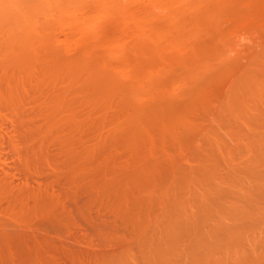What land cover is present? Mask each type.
<instances>
[{
	"label": "bare ground",
	"instance_id": "bare-ground-1",
	"mask_svg": "<svg viewBox=\"0 0 264 264\" xmlns=\"http://www.w3.org/2000/svg\"><path fill=\"white\" fill-rule=\"evenodd\" d=\"M86 1L87 0H82V1L81 0H0V104L1 103H6L7 105L9 104V106H7V108H6V110H8V111L4 112V110H3V112H1L2 110L0 109L1 110L0 114H2V115H0V119L5 120V118H6L5 122H4V120H2V121L0 120V123L1 122L5 123V124L4 123L0 124V169H2L0 171H3V172H0L1 174L3 173V175H0V195L3 193L5 195V191H7V190H8L6 192L7 196L9 193H12V195L11 196L9 195V197H8L10 199V200H8V202H10L12 200H14L15 202L12 201V202L8 203L6 205V207L4 208L3 213L4 214L6 213L7 215L12 216L13 219H18V217L21 214H23V212L25 210L24 205L26 204L25 199L27 197L29 198L30 194L36 193L38 195V196L36 195L37 197H35V195L34 196L32 195L34 198H36V202H37V199L42 200L41 197L43 198V200H45L44 198H46V195L49 196L50 194H53L52 193L53 190L50 193V190L52 187L49 188L50 186L48 185V183L46 186H49L48 188L50 190L45 189L43 187L44 184L41 185L42 187H40V184H38V186H37L38 189H37L36 184H35V186L34 185L31 186V184H29V181H31V180L29 179V177H27L30 174L29 172H28L29 174H27V171H29V169L31 168L32 165H33L32 167L35 170L34 172L38 173L41 169L40 166H43V165H41L42 162L44 160H46L47 158L51 159V158H49L50 153H48L49 146H51L50 144H53V146H55L56 148H59L63 152V159H62L61 163L64 166L62 165L61 170L63 168H66L67 173L65 176L68 177V181H72V182L78 181V180L80 181L81 178H83L84 175H86V173H87L86 171L88 169L91 170L92 168H96L98 170L99 167L102 166V165H100L102 163L101 158H99L100 156L97 155L98 158H97V156H93V152H94V150H96L95 147L97 145H99L98 143H99V140L101 137H99L94 143L93 142L91 144L86 143L82 138L84 136V133L81 132L82 131L81 129H86L85 131L83 130L84 132H86L87 130L94 129L95 126H96L95 129L96 128L99 129L100 128V126H98L99 124L101 125V123L103 124L104 121L110 120V122L112 124L111 126L112 127L114 126L113 129H116L117 131L121 130L122 131L121 133H124V135H125L124 141H122V142H125V139H127V145L129 144V145L135 146L137 144L138 139L143 135V134H141L142 128L144 129V127L147 126L149 122L152 123V120L153 119L155 120V116H156V114L154 115V111L156 112L155 108H154L155 110H153V108L148 109L149 111L146 115L142 114L143 110L141 111L142 113H140L139 108H142L140 106H143L144 104L141 103L143 105L138 106V102L139 101L145 102V98L142 100L141 98H139L140 97L139 95L142 92V90L143 91L144 90L145 91L146 90L152 91V89H157V87L159 86L158 83H156L154 80L158 79L157 76L159 74L165 72L168 69L167 68V62H169V60H168V57L165 56V54H164L165 50L169 47H172V46L182 45V44H180L182 42V40L184 38L186 39L188 37L186 35V33L181 32V30L184 31L182 29L184 26L188 25L189 27H187V28L189 29L190 32H196L197 33L198 29H201V30L206 29L207 30V28H209L211 26L213 27V25H214L213 24V25L203 29L204 26L209 25V24L206 25V23H203V21L206 20L207 22L211 23L214 20H216L215 18H217V20H219V17H218L219 15L217 14V12L219 13V10H218L219 7L217 9V5H219V4L216 3V0H194V1H192V0H173V2L176 3L174 5L175 6L178 5L177 6L178 9H177L176 13L168 14L167 16L164 17V19L162 18L161 22L159 24H156V26L149 27V28H147V30L146 29L141 30L142 35H144V36L148 35L149 37H152L153 39L157 40V43L155 45L147 44L148 40H147V42L145 41L147 39L146 38L147 36L145 37L146 39L144 40L146 43L143 41H140L139 40L140 38L137 35V33H138L137 32L136 35L139 38L138 42L135 41V43H137L135 50H137V51L132 55L131 54L127 55L124 59H121V60L117 59L118 61H115V59H114V61H113V60H111L112 57L110 58V56H111V54L116 53L119 50V39L121 40V38H119V37L122 35V34L119 35L120 33H118L117 36L115 35L116 38L114 37L116 40L115 41L116 45L112 48H110L111 46H109V48L104 46L105 49H104V47L101 48L102 50H100V52H97L95 56L92 53V55L94 56V57H92V59L91 58L88 59V57H87V59H86V57L83 59L82 57L79 56V54H77L78 53L77 51H76L77 52L76 54L78 55L79 58L75 57L76 55L69 57L68 55H65L66 53L63 55V54H61L62 52H60L56 48L57 46L56 47H55V45L53 46L54 42L56 43V45H58L56 42L57 37L55 35H58L59 32L57 31L58 33L56 32V34H55V31H56L57 27H60V26H58L61 23L60 21L62 19V18H60V16H61V14L65 13L66 11H69V8L72 9L73 11H74L73 8H76L75 10H77V7H79V6H75V5H77L78 3H80V7L83 8L84 6H86L85 5L87 3ZM99 1H100V4L96 5L97 7H101L104 9L106 7H110V9L115 11V13L123 14V17L125 16L128 18H133V21L135 20V18L137 19L139 17V16L135 17L134 15L136 13L134 14V11H136V10L135 9H134V11L132 10L134 4L138 3L137 2L138 0H99ZM99 1H97V4ZM147 1H148V3L151 1L152 2L155 1L153 3H158V0H147ZM89 3H87V4H89ZM223 3H225V2H223ZM233 3H234V1H233ZM94 4H96V3H94ZM143 4H145V3H143ZM72 5L75 7H73ZM89 5H91V4H89ZM174 5H172V6L174 7ZM68 6H72V7H68ZM152 6H153V4H152ZM156 6H159V5H156ZM67 7H68V10H65V12H64V9H67ZM86 7H89V6H86ZM107 10H106V12H109ZM191 10L194 13V14L192 13L193 14V15H191L192 17L191 16H190V18H187L188 16L185 17V13H187L188 11L191 12ZM92 11H94L93 7H92ZM142 11H143V9H142ZM142 11H139V12H142ZM151 11L153 12V8L151 9ZM76 13H78V12H76ZM104 13H105V11H104ZM155 13L156 12H154V14ZM161 13H163V12L161 11ZM94 14L95 13L93 12V15ZM154 14H152V15H154ZM158 14H160V13H158ZM216 14L218 16H216ZM221 14H222V11H221ZM86 15H88V14L86 13ZM144 15H146V14H144ZM250 15H252V14H250ZM73 16H71V17L74 18ZM95 16H97V15H95ZM95 16H93L92 19ZM101 16H102V14H101ZM223 16H225V15H223ZM71 17H69V18H71ZM155 17H157V15H155ZM222 17L220 16V18H222ZM97 18H99V17H97ZM120 18L118 20H120ZM147 18H149V17H147ZM104 19H105V17H104ZM95 20H97V19L95 18ZM123 20H125V19H123ZM72 21H73V19H72ZM76 21H78V20H76ZM98 21H97V23H98ZM109 21L110 20L108 19V22ZM63 22H65V24H67V23H70L71 21L67 22V19H66V21L64 20ZM141 22H138L139 25ZM73 23H75V22H73ZM86 23L87 22L84 21L83 19L79 23V24H81L80 28L78 27L79 37L80 36L82 37V35L85 34V32L87 31V26L90 25V23L87 25H86ZM97 23H96V25H97ZM127 23H128V21H127ZM134 23H135V21H134ZM70 25H73V24H71V23L67 24L68 27H70ZM91 26H93V24ZM94 26H95V24H94ZM94 28L98 29L99 26L94 27ZM117 29L121 30V29H119V27ZM133 29L137 31L136 27ZM58 30H59V28H58ZM69 30H71V29H68V31ZM124 30H126V28ZM210 30H212V28ZM129 31H130V29H129ZM138 31H139V29H138ZM217 31L218 30H216V32ZM75 32L77 33V31H75ZM190 32H187V33H190ZM112 33H114V32H112ZM139 34H140V31H139ZM194 35L190 34V36H193V37H194ZM207 35H209V34H207ZM68 36L69 35H67V37ZM196 36H197V34H196ZM221 36L223 37V35H221ZM198 37H199V35H198ZM167 38H169V39H167ZM170 38L171 39L173 38V39L170 40ZM190 38H192V37H190ZM100 39L98 38V40H100ZM193 39L195 41L196 37ZM62 40H64V38H62ZM108 40H109V36H106V38L104 37L103 41L105 42L104 43L105 45H106V41L109 42ZM141 40H143V39H141ZM155 40H153V41H155ZM189 40H191V39H189ZM224 40H225V38H224ZM67 41H68V39H67ZM123 41H125V40H123ZM212 41H213V39H212ZM213 42H215V41H213ZM65 43H66V41H65ZM65 43H64V45H68ZM100 43H102V42H100ZM64 45H63V47H64ZM106 46H108V45H106ZM207 46H206V48H207ZM127 47H129V46H127ZM210 47H211V45H209V48ZM63 49H65V47ZM86 49H88V48H86ZM94 49L95 48H93L92 50L95 52ZM200 49H199V51H200ZM207 50H209V49L207 48ZM119 51H118V53H119ZM192 51H194V50H192ZM199 51H198V54H199ZM64 52H65V50H64ZM86 52L88 53V51H86ZM208 52H210V51H208ZM208 52H206V53H208ZM213 52H215V51H213ZM180 53H182V52H180ZM72 54H73V52H72ZM168 54H170V53H168ZM187 54H189V53H187ZM189 55L187 57H189ZM200 55H202V54L200 53ZM206 55L208 57V54H206ZM206 55L204 54V57ZM217 55L218 54H216V56ZM212 56H213V54H212ZM261 56H263V55H261ZM181 57H182V55H181ZM198 57H200V56H198ZM198 57H197V59H198ZM194 58L195 57H193V59ZM219 58H220V56H219ZM263 58H261V60L259 61V62H262L261 65L258 62L259 63L258 65L260 66V67L257 66L258 72L251 73L250 72L251 70L249 71L250 74L248 72H245V73H243L244 75L246 73H248L249 75H247V76L245 75L244 79L240 74V76L242 77V80L238 79L241 81L240 84L238 82H236L240 86L239 91H238V95L233 97L232 99L230 98L229 102H227L228 107H227L226 111L224 109L226 116L228 118L230 117V119H231L229 121V119H227V117H224L227 119L226 123H227V121L230 122V123H228L229 126H227V127L229 128V130H231V132L236 133L237 137H239L240 134H241L240 136H242V133H243L242 128L246 124L245 122H247V121L246 120L244 121V125L240 124L242 128L238 124L241 123L245 117L247 119V116L249 114L248 111L250 110L249 105L254 103V101H253L254 98L258 99L260 101V99L262 98V95L264 94V91H263V88H264V62L262 61ZM183 59L181 61H183ZM194 61H195V59H194ZM206 61H208L207 63H209V59L208 60L206 59ZM191 62H192V60H191ZM256 62L257 61H255V63ZM185 63H187V60ZM185 63H184V65H185ZM193 63H191V64H193ZM202 63L203 62H200V64H202ZM207 63H204L203 64L204 66L201 65L203 67L202 70H204L206 68ZM197 64L198 63L193 64V65L195 66ZM172 66H173V64H172ZM188 66H190V65H188ZM198 67L199 66L197 65V69H195V70L201 69V68L198 69ZM129 68H132L130 73H129L130 78L127 77L128 72H129L128 71ZM189 72H190V74H188ZM193 73H194L195 77H196V75H200V74H195V72H193V70H192V74ZM201 73H203V71ZM179 74H180L181 78L183 76L184 79H186V77L192 76L191 70L188 71V69L182 70ZM177 75H175V76L173 75V76L176 77ZM185 75H186V77H185ZM180 76L177 77L179 80H180ZM125 77H126V80H125ZM155 77H156V79H154ZM198 77H200V76H198ZM201 78H203V77L201 76ZM127 79H129V80H127ZM234 79H236V78H234ZM31 81L35 82V91H38L37 93H39L38 94L39 97L36 99V102H38L37 106L40 108V111L38 112L40 120H39V122L34 123V124L30 125L29 127L26 124L28 127L27 128L28 132H27V130H25L26 127H25L24 122H23V124L19 123V126L17 127V125L14 122L15 121L14 119L25 118V114H26V112H24L25 111L24 107L26 106V105H24L26 103L25 98L27 96L31 95V94L30 95L28 94L29 90H27V84ZM159 82H161V81H159ZM175 82H177V81H175ZM188 83H190V82H188ZM29 84H31V83H29ZM162 85L167 86L164 83H161L160 87ZM169 86H171V85H169ZM49 89L51 90V92L50 91H49V93L46 92V94L43 93V91H45V90L48 91ZM189 89H190V87H189ZM151 91H150V94H151ZM234 92H235V90H234ZM234 92H233V94H234ZM33 93H35V92H32V94ZM152 93H153V91H152ZM142 94L145 95L143 92H142ZM146 94H147V92H146ZM235 94H236V92H235ZM203 96H205V95H203ZM31 97L32 96H30V98L29 97H27V98H29L31 100ZM249 98L252 99L251 100V101H253L252 103H249ZM29 99H28V101H29ZM262 100L264 101V99H262ZM154 101H156V100H154ZM259 101H258V103L261 102V101L260 102ZM225 102H224V104H225ZM148 103H149V101H148ZM263 104H264V102H263ZM80 105H82L84 107L87 106L86 107L87 110H86V108L85 109L79 108L82 111L81 110H79V112L74 111V110H76L75 108H78V106H80ZM258 105L261 106L262 104L260 103ZM146 106H147V103H146ZM222 106L224 107V105H222ZM226 106L227 105H225L224 108H226ZM159 107H161V106H159ZM253 107H255V110H257V106H253ZM9 108H10V110H9ZM83 110H85V111H83ZM107 110L112 111V114L109 113V114H111L112 117L110 119L106 120L105 112H107ZM157 110H158V108H157ZM165 110L167 111L168 108H166ZM172 110H174V109H172ZM255 110L250 111V114H251V112L254 113V112L258 111V110L257 111H255ZM94 111H95V113H96V111L100 112L99 114L96 113L98 115V117H97L98 119H96V120L94 117L95 116ZM222 111H223V109H222ZM222 111L220 110V116H222V115L225 116L224 114H222V113H224ZM8 112H10V113H8ZM146 112H144V113H146ZM211 112H212V110H211ZM260 112H261V110H260ZM260 112L258 111L257 114H259ZM158 113H159V111H158ZM175 113H176V111H175ZM263 113L259 115V119L262 118L261 120H263V121H261L262 122L261 124L264 126V116H262ZM14 114L18 118H14L15 117ZM214 114H217V113H214ZM254 114H256V113H254ZM28 115H30V114H28ZM171 116L173 117L176 115H171ZM260 116H262V117L260 118ZM3 117H5V118H3ZM93 117H94V119H93ZM172 117H170V118H172ZM178 117H176V118H178ZM183 117L180 116L179 119L181 120ZM217 117L219 118V116H217ZM157 118H158V116H157ZM248 118H249V116H248ZM254 118H256L255 120H257V117H254ZM252 119H253V117L251 116V120ZM7 120L8 121L10 120L9 122H12V123L11 124L7 123L6 122ZM165 120H166V118H165ZM219 120H221V119L219 118ZM240 120H242V121H240ZM248 121H249L248 122L249 124L252 122V121H250V119ZM254 122L257 123L255 126H257V129H258V126H260L259 125L260 121L257 120V122L256 121H254ZM212 123L210 124L211 126H212ZM226 123H225V125H226ZM12 124L15 126H12ZM28 124H31V123H28ZM213 124H215V123H213ZM220 124H223L222 120H221ZM149 125H151V124H149ZM251 125H253V124H250V127H248V125H245L248 129V132H244L246 134H243L244 137L246 138V140L243 137H241L242 139H244L246 141L247 146L249 148V155H247L248 156L247 161H245L246 158H245V160L243 159L245 157V154H244L242 157L243 160L241 159L242 162H241V164H239L240 161L238 160V157L241 156L243 148H244V144H243L244 142L241 141V139H240V142H243L241 144L243 146V148H242L240 154L237 153L238 154L237 160L239 161V163L237 165L233 164L234 162L233 163L231 162V161H233V160H231V157H233V156L228 158L229 153H227L228 156L227 155L225 156L229 160H231L229 162V164H231L230 165L231 168L228 169L229 166L228 167L226 166L228 171L226 169H223V170L220 169L222 166L220 167L219 165L216 164V161H219L220 159L219 160L215 159L216 161H214V158H211L212 156L217 155L218 152H217V154H214V155L212 154L211 157H209L210 155H207L208 153L205 152V154L208 157L207 158L205 157L206 158L205 162L202 161V163L204 162L203 163L204 165H202L203 169L201 167V169L203 171L200 170L202 172L197 171V170H193V168H192L191 171L189 170L186 173H184L185 172V170H184L183 174H181V175L179 174L180 177H178V179L176 176L177 174L175 175L176 180H175V182H173L175 184H172V185H174V186H172L173 188H169L172 190V191L170 190L172 192V193H170V194H172L170 196L171 200H169V202H170V203H168L169 206L167 205L168 206L167 211L164 209L166 212H165V214H163V216H162L163 218L161 219L162 220V222H161L162 226H160V227H162V228H161V233L159 232L160 236L158 238L152 239L151 237L154 235V233H153L152 236L150 235L151 237L148 236L151 239L147 238L148 240L146 239V241H144V242H142L140 240L141 241L140 247H138V249L140 248L139 252H138L139 255L136 253V256L138 255V257H137V259H136V257L134 258V259H136L135 264H259L260 263V260H261L260 258H262V257L264 258V256H262L264 254V252H263V254H261L263 250L260 251L261 253H259V250H256V249H255V251H249L246 249V248L251 247V245L257 246V240H258V234H259L258 231H259V228L262 226V224L264 225V134H263L264 129H261L259 127V129L257 130L255 126L251 127ZM214 126H216V125H214ZM101 127H103V126H101ZM109 128H110V126H109ZM21 129H23V131H21ZM218 129H220V128H218ZM223 129H224V126H223ZM206 130H205V132H206ZM226 130H227V128H226ZM260 130H262V131H260ZM99 131L100 130H98V132H95V130H94V133L98 134ZM211 131H212V129H211ZM223 131H225V130H223ZM20 132H21V134H20ZM219 132H222V131L220 130ZM226 132H228V130ZM118 133H120V132H118ZM99 134L101 136V134H103V133L101 132ZM120 134H118V135H120ZM228 134L230 136L231 133H228ZM237 134H239V135H237ZM86 135H89V134H86ZM110 135H111V133H110ZM20 136H22V137H20ZM107 136L110 139V136L109 135H107ZM114 136L119 137L116 135H114ZM223 136H225V135H223V133H222V135L219 136V139L223 138ZM29 137H33V138L36 137L37 142L35 141V143H33L34 146H33V144L30 146H25V138L27 140ZM105 137H106V135H105ZM212 137H214V138H212ZM212 137H210V138H212L211 140L216 139L214 135H212ZM224 138H223V140H224ZM232 138H234V137H232ZM145 139H147V138H145ZM227 139H229V138L226 137L225 140H227ZM221 140H220V142H222ZM225 140L223 142H225V143L229 142V141H225ZM112 141H113V137L111 139V142ZM117 141L119 142V140H117ZM117 141H115V142H117ZM140 141H142V140H140ZM143 142L145 144V142H147V141L144 140ZM143 142H140V143L142 144ZM236 142L238 143V141H236ZM112 143H114V142H112ZM215 143H216V141H215ZM213 144H214V142H213ZM235 144L236 143H234V145H232V146H236ZM118 145H116V147ZM238 145L241 147L240 143ZM102 146H103V144H102ZM224 146H225L224 147L225 149L226 148L228 149L229 145L226 144ZM239 146H237V147L239 148ZM122 147H123V145H122ZM131 147L129 146V148H131ZM135 147H132L133 149L132 148L131 149L133 151L135 149L134 152L136 153L137 152L136 149H139V148H135ZM146 147L147 146H145L144 148H146ZM213 147H215V144ZM222 147H223V145L219 147V149H220L219 153L221 152V149H223ZM127 148H128V146H127ZM207 148H208V146H207ZM5 149H10V151H12V152H9V150H8V152H9L8 153L7 151H4ZM59 149H58V151H59ZM131 149H129V150H131ZM204 149H202L201 151H203ZM210 149H212V148H210ZM230 150H231V148H230ZM109 151H112V150H110V148H109ZM212 151H214V150H212ZM216 151H218V149ZM233 151H234V149H233ZM141 152H142V150H141ZM223 152H228V150L223 151ZM46 153L49 157L47 155H45ZM245 153L248 154V151H246ZM9 154H12V155H9ZM231 154H233V153H231ZM94 155H96V154H94ZM42 156H45V158ZM104 156H106V155H104ZM141 156H142V153H141ZM95 157L97 159H100V161H99V162H101V163H99L100 166L96 164L97 159H95ZM127 157H129V156H126V158ZM217 157H219V156H217ZM9 159L12 161H10ZM41 159H42V161H39ZM57 159H58V157L56 158V160ZM110 159L107 161H110ZM202 159H203V157H202ZM105 160L103 159L102 161L106 164ZM224 160L222 162H224ZM49 161L50 160H47V162L50 164L49 165L50 167H48V168L51 169L52 164ZM47 162H46V164H47ZM110 162H112V161H110ZM220 162H221V160H220ZM237 162H235V163H237ZM56 163H57V161H56ZM127 163L125 161V164H127ZM43 164H45V163H43ZM53 164H55V163H53ZM223 164L229 165L227 162L226 163L224 162ZM57 165L60 166L59 164H57ZM192 165H193V163H192ZM199 165L201 166V164H199ZM216 165L219 167L220 170L225 171V172L227 171V173L225 174V172H223L224 176L222 175V173L220 175L219 173L222 171L219 172L218 169H216L217 168ZM105 166H107V165H105ZM45 167H47V166H45ZM54 167H53V169H54ZM224 167H225V165H224ZM33 168H31V169H33ZM43 168H44V166H43ZM128 168L129 167H127L126 169H128ZM138 168H139V166H138ZM10 169H11V171H12V169L14 171L17 169L18 171H16V172L18 174L22 173L20 176H17L18 178L20 177L18 179L19 181L17 180V182L16 181L13 182L14 180L13 181L11 180V178H12L11 176H13V175H11ZM58 169H60V168L58 167ZM93 171H94V169H93ZM13 172H12V174H13ZM55 172H57V171H55ZM128 172H130V170ZM97 173H99V172H97ZM38 174H40V173H38ZM9 175H11L10 179H9ZM25 175H27V176H25ZM46 175H48V174H46ZM112 178H114V176ZM117 178H120V175ZM117 178H115V179H117ZM40 179H39V181H40ZM42 179H41V182H42ZM47 179H50V176ZM105 179H106V177H105ZM105 179L102 178L101 180L104 181ZM120 179H122V178H120ZM169 180H171V179H169ZM87 181H88V179H87ZM87 181L85 183H87ZM153 181H155V180L153 179ZM108 182H111V181H108ZM33 183L34 182H32V184ZM90 183L92 184V181ZM90 183H89V186H91ZM96 183H98V182H96ZM103 183L104 182L98 183V185L102 184V187L106 188V186H103L104 185ZM28 184H29V186H28ZM68 184H69V182H68ZM105 184H106V182H105ZM113 184L115 186V185H118L119 183H113ZM151 184H153V183H151ZM221 184L223 186H221ZM26 185H27V189L25 188ZM95 185L98 186L97 184H94V186H91L92 188L90 187L94 191H96V188H93V187H95ZM23 186H25L24 190H23ZM33 186L36 187V189L33 188ZM51 186H53V185H51ZM71 186H70V188H71ZM30 187H32L33 191L31 189H29ZM107 187L110 190V188L113 186L108 185ZM18 188L19 189L22 188V189L19 191ZM78 188H80V187H78ZM120 188H122V187H120ZM13 189H15V191ZM82 189L85 190V186ZM82 189H80V190H82ZM9 190H11V191H9ZM29 190H31L33 193H31ZM100 190H103V189H100ZM100 190H99V192H100ZM104 190H106V189H104ZM17 191H19V192H17ZM21 191H22V193H21ZM25 191H27V192H25ZM47 191H49L50 194H48ZM106 191H108V190H106ZM15 192H16V194H15ZM24 193H25V196H24ZM58 193L59 192L56 193L57 196H58ZM97 193H98V189H97ZM163 193H164V191H163ZM26 194L28 196H26ZM39 194H40V197H39ZM109 194H111V192ZM13 195H14V197L10 198ZM98 195H100V194H98ZM94 196H93V198H94ZM17 197L19 200L16 199ZM57 198H56V201H59V199H57ZM98 198L100 199V197H98ZM112 198H113V196H112ZM20 199L21 200L24 199V200L20 202ZM51 199H52V197H51ZM53 199L55 200V196ZM53 199H52V201H53ZM40 200H38V204L35 203L34 206L36 204L38 206H41L43 203H46V202L40 201ZM47 200H45V201H47ZM94 200L96 201V198ZM26 201L29 202V200H26ZM113 201H114V199H113ZM137 201H139V200H137ZM22 202L24 205L22 204ZM41 202H42V204H41ZM49 202H51V200ZM2 203H1V205H2ZM15 203L18 206V208L15 205ZM19 203L21 205H19ZM55 203H58V202H55ZM114 203H116V201ZM51 204H53V203L51 202ZM1 205H0V207H1ZM53 205H57V204H53ZM78 205L79 204H77V206ZM19 206H22V207H19ZM42 206H41V209H42ZM44 206H45V204H44ZM147 206H148V204H147ZM133 210L135 212V209H133ZM25 211H27V210H25ZM90 212H91V210H90ZM50 213H51V211H50ZM4 214H0V215L2 216ZM46 214H48V212ZM21 217H23V216L21 215ZM7 218H9V217H7ZM91 218H93V217L91 216ZM258 218L259 219L261 218V219L259 220ZM10 219H11V217H10ZM28 220H29V218H28ZM0 221H1V219H0ZM4 221L6 222V220H4ZM14 221H16V220H14ZM19 221L20 220L18 219V222ZM136 221H138V220H136ZM259 221H261V222H259ZM7 222L9 223V221H7ZM2 223L3 222L1 221L0 225L2 227H3V225H7V224H4V223L2 224ZM11 223H13V222H11ZM159 223H157V224H159ZM24 224H26V222H24ZM42 224H44V223H42ZM27 225H29V224H27ZM31 225H30V227H31ZM9 227H12V226H9ZM14 227L16 229H18L15 225H14ZM24 227H26V226H24ZM262 227L264 228V226H262ZM4 228H6V227H4ZM141 229H143V228H141ZM149 229H150V227H149ZM5 230L7 231V229H4V231ZM19 230H21V228ZM15 233H17V232H15ZM5 234H6V232H5ZM263 234H264V232H262V235ZM260 235H261V233H260ZM21 236H20V238H22V242H23L24 236H22V237ZM7 237H5L6 241L11 238V236H10V238H7ZM263 238H264V235L262 237V240H263ZM16 239H19V238H16ZM19 240H21V239H19ZM26 240H28V239H26ZM142 240H145V239L143 238ZM10 241L11 240H9L7 242H10ZM13 242H15V241H13ZM16 242H15V244H16ZM11 243H10V245L8 243V247L13 246L12 247L13 249L14 248H15V250L18 249L17 244L14 245V243H12V244ZM19 244H21V243H18V245ZM26 244H27V242H26ZM24 245H25V242H24ZM246 245L249 247H247ZM14 246H16V247H14ZM21 246H22V244H21ZM37 247H38V245H37ZM19 248L23 249V246L19 247ZM3 249H5V248H3ZM23 250H25V248ZM0 252H2L1 249H0ZM20 253H21V251H20ZM30 253H31V251H30ZM257 253H259L261 256H259V254H257ZM1 254L2 253H0V255ZM114 254H116V253H114ZM130 254L131 253H129V252L128 253L124 252L122 254L119 253V256H118V253H117L116 256H118V257L113 256L112 258L115 257V259H117L119 261V263H121V264L129 263L128 261L130 259V260H132L131 263L134 264L133 259H131L132 256H130ZM2 256H0V258ZM257 256L259 258H257ZM26 258L28 259L29 257H26ZM4 259H5V257H4ZM12 259H14V258H12ZM23 259H25V256ZM100 259H99V261H100ZM109 259H111V257H109ZM257 261H259V263ZM112 262H115V261L112 260ZM1 263H4L3 260L1 261ZM262 264H264L263 261H262Z\"/></svg>",
	"mask_w": 264,
	"mask_h": 264
},
{
	"label": "rangeland",
	"instance_id": "rangeland-1",
	"mask_svg": "<svg viewBox=\"0 0 264 264\" xmlns=\"http://www.w3.org/2000/svg\"><path fill=\"white\" fill-rule=\"evenodd\" d=\"M97 1H99V0H95V1L94 0H87L86 2L87 3L90 2L89 4H91V5H89V4H87L85 2L86 3L85 5L89 6V7L84 6L83 8H81L80 7V3H78L77 5H75V6H79V7H77V10H75L76 8H73L74 9V11H73L72 9L69 8L70 12L69 11L65 12V10H68V7H72L73 5L72 6H68L67 9H64L65 13L61 14L62 17L60 16V18H62V19L64 18V19L63 20L61 19V21H60L61 23L58 25L60 27H57V29L55 31V34H56L57 31L59 32V33L57 32L58 35H55L57 37V41L56 42H57L58 45H56L55 42L53 43V46L54 45H55V47L57 46L56 48L60 52H62L61 54L64 55L66 53L65 55H68L69 57L73 56V55L74 56L76 55L75 57H77V58H79L78 55H77V54H79V56L82 57L83 59L85 57H86V59H87V57H88V59L89 58L92 59V57H94L97 52H100V50H102L101 48H103L104 46L107 47V48H109V46H111L110 48L114 47L116 45V42H115L116 41L115 40L116 37H115V35L117 36V34L120 33L119 35L122 34L119 37V38H121V40L119 39V50L120 51L118 50L119 53L117 51L116 52L117 54L116 53L111 54L110 58L112 57L111 60H113V61H114V59H115V61L124 59L127 55H129V54L132 55V54H134L137 51V50H135L136 49L135 47L137 46L136 45L137 43H135V41L138 42L139 38H140L139 40L143 41V42H145V41L147 42V40H148L147 44H149V45L150 44L151 45H155L157 43V40L153 39L152 37H149L148 35H146L147 37L142 35L141 30L142 29H146L147 30V28H149V27L156 26V24H159L161 22L162 18L164 19V17L167 16L168 14H170V13L171 14L176 13L177 9H178V7H177L178 5L175 6L174 4H176V3H174L173 0H170V1L169 0H164V1L163 0L162 1L158 0V3H153L155 1H153V2L151 1V2L148 3L147 0H141V1L138 0L137 1L138 3L134 4L132 10L134 11V9H135L136 11H134V14L135 13L136 14L134 16L135 17L139 16L140 18L139 17H138L139 19L135 18V20H134L135 23H134L133 18H128V17H125V16L123 17V14L115 13V11L111 10L110 7H106L105 9L101 8V7H97L96 5L100 4V1L98 2V4H97ZM192 1H194V0H192ZM233 1H234V3H233ZM142 2L145 3V4H143ZM223 2H225V3H223ZM94 3H96V4H94ZM216 3L219 4V5H217V9L219 7V9H218L219 13L217 12V14L219 16L216 14V16L219 17V20H217V18H215L216 20H214L211 23L207 22L206 20H205L206 22L203 21V23H206V25L209 24L208 26H204L203 29L207 28V27H209V26H211L213 24L214 25H213V27L211 26V27L207 28V30L206 29H204V30L198 29L197 33L196 32H190L189 29L187 28V27H189L188 25L184 26L183 28L181 27L184 30V31L181 30V32L186 33V35L188 37L186 39L184 38L182 40V42L180 43L182 45L172 46V47H169V48H167L165 50L164 54H165V56L168 57V60H169V62H167V68L168 69L165 72L159 74L160 76L159 75L157 76V78L159 80L156 79V77L154 78V79H156L154 81L156 83H158V85H159L158 87L159 88L157 87V89H152L153 93H152L151 90H146V91L142 90V92L145 95H143L142 92L140 93V95H139L140 97L139 98H141L142 100L145 98V102L144 101L143 102H141V101L138 102V106L144 104L143 106H140L142 108H139L140 109L139 110L140 113H142L141 111L143 110L142 114L146 115L148 113V111H149L148 109H150V108H153V110L156 109L157 113L154 111V115L156 114V116H155V120L154 119L152 120L153 124L149 122L148 125L144 127V129L142 128V132L140 131L141 134H143L142 135L143 137L141 136L138 139L137 144L135 145L136 147L132 146V145H129V144L127 145V139H125V142H122V141H124V136L125 135H124V133H121L122 132L121 130L117 131L116 129H113L114 126L112 127L111 126L112 124H111L110 120H107V119H110L112 117L111 116L112 111L107 110V112H105V114H106L105 118H106L107 121H104L105 123L103 122V124L101 123V125L99 124L98 125V126H100L99 129L98 128L95 129V127H96L95 126L94 129L87 130L88 131V132L86 131L87 133L84 132L86 129H81L82 130L81 132L84 133V136L82 138H83V140L86 143H90L91 144L92 142L94 143L99 137L102 138V139L100 138L99 143H98L99 145H97L98 147L97 146L95 147L96 150H94V152H93V156H97V155L100 156L99 158H101V162L103 163L102 164L101 162H99L100 159H97L98 156H97V158L95 157V159H97L96 160L97 161L96 164L99 165V163H101L100 165H102V166L99 165L100 167H99L98 170L96 168H92V169L90 168L92 171L88 169L86 171L87 172L86 175H84V177L81 178L80 181L79 180L78 181H74V182L68 181V177L65 176L66 173H67L66 172V168H63L61 170L62 165H63L61 163V161L63 159V152L59 148H56L55 146H53V144L49 143L51 145V146H49V149H48L49 150L48 153H50V155H49L50 157L47 155V153L45 155H47L49 158H51V159L53 158V159L51 160V159L47 158L46 160H44L45 162L43 161L42 164L40 163L41 165L44 166V168H43V166H40L41 169L38 172L40 174L34 172L35 170L32 167L33 166L32 165L31 168H33V169L30 168L29 171H27V174L30 173L31 175L30 174L28 176L25 175V176L29 177V179L31 180V181H29V184H31V186L32 185L35 186V184H36V187H37L38 184H40V187H42L41 185L44 184L43 187L45 189H48V190H50L49 188L52 187L51 190H50V193L53 190V192H52L53 194H50L49 191H47V193L50 194L51 196L49 195L50 196L49 197L48 195H46V198H44L45 200H47L48 198L49 199L47 201H45L41 197L42 200L37 199V202H36V198H34L33 196L35 195V197H37L38 195L36 193L35 194H30L28 192L31 196L32 195L33 196L31 197L29 195V198L28 197L26 199L24 198L26 204L24 205L23 202H22V204L25 206V210H27V211L24 210L23 214L24 213L25 214L24 215L21 214L23 217H21V215L18 217V219L20 220L18 222V219H13L12 216L7 215L6 213L5 214L3 213L4 212V208L6 207V205L8 203L14 201V200L11 199L12 201L8 202V200H10L8 197H9V195L11 196L12 193H9L8 196H7V194H6V192L8 191L7 190V191H5V195H4V193L0 195V198H1L0 199V205L3 202L1 207H0V214H4L2 216L0 215V219H1V221L4 224H7V225H3V227L0 225L2 227V228L0 227V237L1 236L3 237V238L2 237L0 238V249L2 250V252H0V253H2L0 256L3 255L2 256L3 258L1 257L0 260L1 261L3 260V262H4V263H1V261H0V264H23V263L24 264H98V263L99 264H101V263L102 264H104V263L105 264H109V263L110 264H121V263H119V261L117 259H115V257L114 258H112V257L116 256L117 253H118V256H119V253L122 254L124 252L131 253L130 254V256H132L131 259H133V262L135 264V260L137 259L138 255H139L138 252H139L140 248L138 249V247H140L141 241L142 242L146 241V239L151 237L153 235V233H154V235L151 237L152 239L158 238L160 236L161 228H162V227H160V226H162V224H161L162 220L161 219L163 218L162 217L163 214H165V212L168 209V206H169L168 203H170L169 200H171L170 196L172 195V194H170V193H172L171 192L172 190L169 189V188H173L172 186H174V185H172V184H175L173 182H175V180H176L175 177L176 176H177V179H178V177H180L179 174L180 175L183 174L184 170H185L184 173H186L189 170L191 171L192 168H193V170H197V171L202 170L203 169L202 165H204L203 163L206 161V158L208 157L207 155H210L209 157H211L212 154L213 155L217 154V152H218V154L215 155V156H212L211 158H214V161L219 160V159L221 160V162H220V160L216 161V164L219 165L220 167L222 166L220 168L222 170L223 169L227 170L228 166H229L228 169L231 168L230 167L231 164H229V162L231 160H233L231 162L232 163L234 162L233 164H236V165L239 163V161H240L239 164H241L242 160L243 159L245 160V158H246L245 161H247V158H248L247 155H249V148H248L247 143L245 141L246 138L244 137L243 134H246L244 132H248V129H247V127L245 125H248V127H250V124H253V125H251V127L252 126L254 127L257 124L254 121L257 122V120H258V121H260V124H259L260 126H258V129H259V127L261 129H264V126L261 124L262 123L261 121H263V120H261L262 119L261 117L264 116V113H263L264 112V104H263L264 101L262 100V99H264V96H263L264 94L262 95V98L260 99L261 102L258 99H255V98L253 99L255 104L252 103L253 102V101H251L252 99L249 98V103H252L253 105L252 104L249 105V109L250 110L248 111V113L250 114V111L255 110V107H253V106H257V110L259 112L261 110V112L259 114H257L258 111L255 110V111H257V112H254L256 114L251 112L250 115L248 114L249 118L247 116V119L245 117L243 119V121L240 120V121H242L241 123L238 124L240 127H241V125H244V121L245 120L247 121V122H245L246 124L243 126V128L241 127L242 128V132H243L242 136H240L241 134L240 135L237 134V135H239V137H237L236 133H233V132H231V130H229V128L227 126H229L228 123H230L229 121L231 119H230V117L228 118L226 116L225 111H226V109L228 107L227 102H229L230 98L232 99L233 97L238 95V91H239V87H240L239 84L241 82L240 80H242V77L244 79L245 75L246 76L249 75L250 74L249 73L250 70H251L250 71L251 73L258 72V67H260L258 64L260 63V65H261V63H262V62H259V61L261 60V58L264 57V49H263L264 48V0H218V1L216 0ZM152 4H153L154 7L152 6ZM156 5H159V6H156ZM172 5H174V7ZM75 6H73V7H75ZM92 7L94 8V11H92ZM141 8L143 9V11H142ZM150 8L151 9L153 8V12L151 11ZM106 10L109 11V12H106ZM75 11L78 12V13H76ZM104 11H105V13H104ZM139 11H142V12H139ZM161 11L163 13H161ZM221 11H222V14H221ZM93 12L95 13L94 15H93ZM154 12H156V13L154 14ZM86 13L88 15H86ZM100 13L102 14V16H101ZM158 13H160V14H158ZM192 13H193L192 10H191V12L188 11L187 13H185V17L188 16L187 18H190V16L194 14V13L193 14ZM144 14H146V15H144ZM152 14H154V15H152ZM250 14H252V15H250ZM95 15H97V16H95ZM155 15H157V17H155ZM223 15H225V16H223ZM71 16H73L74 18H72ZM93 16H95V17L92 19ZM220 16L221 17L223 16V17L220 18ZM69 17H71V18H69ZM97 17H99V18H97ZM104 17H105V19H104ZM147 17H149V18H147ZM95 18L97 20H95ZM119 18H120V20H118ZM66 19H67V22L71 21L70 23L73 24V25H70V27H68L67 24H70V23L65 24V22H63L64 20L66 21ZM72 19H73V21H72ZM82 19L87 22L86 25L89 24V23H90V25L87 26V31L85 32V34H83L82 37L81 36L79 37V29H78V27L80 28L81 24H79V23L81 22ZM108 19L110 20L109 22H108ZM121 19L122 20L125 19V20L122 21ZM76 20H78V21H76ZM97 21H98V23H97ZM127 21H128V23H127ZM137 21L138 22L142 21V22L139 25V23ZM73 22H75V23H73ZM96 23H97V25L99 26L100 29L99 28L98 29L94 28V27H98L96 25ZM92 24H93V26H91ZM94 24H95V26H94ZM134 26L136 27L137 31L133 29V28H135ZM118 27H119V29H121L122 27L123 28L121 30H118L117 29ZM58 28H59V30H58ZM67 28L71 29L72 31L71 30L68 31ZM125 28H126L127 31L124 30ZM128 28L130 29V31H129ZM211 28H212V30H210ZM138 29L140 31V34H139ZM216 30H218V31L216 32ZM75 31H77V33ZM111 31L114 32V33H112ZM186 31L190 32V33H187ZM136 33L139 36V38L136 35ZM190 34H193V35L195 34V35L193 37V36H190ZM196 34H197V36H196ZM207 34H209L210 36L207 35ZM67 35H69V36L67 37ZM198 35H199V37H198ZM221 35H223V37ZM106 36H109V40H108L109 42L106 41V45H108V46H106L104 44L105 42L103 41L104 37L106 38ZM190 37H192V38H190ZM195 37H196V39L194 41L193 38H195ZM62 38H64V40H62ZM98 38L99 39L101 38L100 39L101 41L98 40ZM224 38H225V40H224ZM67 39H68V41L69 40L70 41L68 42ZM141 39H143V40H141ZM167 39H169V38H167ZM172 39L170 38V40H172ZM189 39H191V40H189ZM212 39L215 42H213ZM123 40H125V41H123ZM153 40H155V41H153ZM65 41H66V43H65ZM100 42H102V43H100ZM64 43L68 44V45H64ZM63 45H64L65 49H63L64 48ZM209 45H211L210 48H209ZM127 46H129V47H127ZM206 46H207V48L209 50H207ZM105 47H104V49H105ZM86 48H88V49H86ZM91 48L92 49L95 48L94 49L95 52ZM199 49H200V51H199ZM64 50H65V52H64ZM85 50L88 51V53ZM192 50H194V51H192ZM198 51H199V54H198ZM208 51H210V52H208ZM213 51H215V52H213ZM72 52H73V54H72ZM180 52H182V53H180ZM206 52H208V53H206ZM92 53H93L94 56L92 55ZM168 53H170V54H168ZM187 53H189L190 55L187 54ZM200 53L202 55H200ZM203 53L205 55L208 54L209 58L207 57V55L204 57ZM215 53L218 54V55L216 56ZM212 54H213V56H212ZM260 54L263 55V56H261ZM181 55H182V57H181ZM188 55H189V57H187ZM197 55L200 56L201 58L198 57ZM219 56H220V58H219ZM193 57H195L194 58L195 61H194ZM197 57H198V59H197ZM182 59H183V61H181ZM206 59L207 60L209 59V63H207L208 61H206ZM186 60H187V63H185ZM191 60H192V62H191ZM255 61H257L256 62L257 64L255 63ZM262 61L264 62V58L262 59ZM190 62L191 63L194 62L193 64L198 63L197 64L199 66L198 69H200V68L201 69L200 70H195V69H197V65H195L196 66L195 67ZM200 62H203V63L200 64ZM184 63H185V65H184ZM204 63H207L206 64V68H205L206 70L205 69L202 70L203 67L201 65H203ZM172 64H173V66H172ZM188 65H190V66H188ZM184 68L188 69V71L191 70V75L193 77L192 76L186 77V75H185L186 79H184L183 76L181 78L179 73L182 70H185ZM131 69L132 68L128 69L129 72H128V76L127 77H129V78H130V74L129 73H130ZM192 70H193V72H195V74H200V75H196V77H195L194 73L192 74ZM202 71H203L204 74L201 73ZM245 72H248L249 74L246 73L244 75L243 73H245ZM188 74H190V72ZM240 74H241L242 77L240 76ZM173 75L174 76L177 75V76L174 77ZM179 76H180V80L177 78ZM198 76H200V77H198ZM201 76L203 78H201ZM234 78H236V79H234ZM238 79H240V80H238ZM125 80H126V77H125ZM127 80H129V79H127ZM174 80L177 81V82H175ZM159 81H161V82H159ZM171 81L172 82L174 81V82L172 83ZM188 82H190V83H188ZM236 82H238L239 84H237ZM29 83H31V84H29ZM29 83L27 84V90H29L28 94L29 95L31 94L30 96H32V97L34 96V97L33 98L31 97V100L29 99L30 96H27L29 98H27V97L25 98V102L26 103L24 105H26V106L25 107L23 106L25 108L24 112H26L25 118H23V119L22 118L14 119L15 120L14 122L17 125V127L19 126V123L23 124V122H24L25 127H26L25 130H27V128L30 125H32L34 123H37L40 120L39 114H38V112L40 111V108L37 106L38 102H36V99L39 97L38 96L39 93H37L38 91H35V82L31 81ZM161 83H164L167 86L162 85L160 87ZM169 85H171V86H169ZM188 86L190 87V89H189ZM234 90H235L236 94H235ZM31 91L35 92V93L32 94ZM49 91L51 92V90L49 89L48 91L47 90L43 91V93L46 94V92L49 93ZM150 91H151V94H150ZM190 91L191 92L193 91V92L191 93ZM263 91H264V88H263ZM146 92H147V94H146ZM233 92H234V94H233ZM203 95H205V96H203ZM28 99H29V101H28ZM154 100H156V101H154ZM148 101H149V103H148ZM258 101L262 104L261 106L258 105V104H260V103H258ZM224 102H225V104H224ZM141 103H143V104H141ZM146 103H147V106H146ZM222 105H224V107H225V105H227V106H226V108H224ZM7 106H9V104L7 105L6 103H1L0 104V109L2 111L1 110L0 111L1 112H3V110H4V112L8 111V110H6ZM159 106H161V107H159ZM86 107L80 105V106H78V108H75L76 110H74V111L79 112V110L85 109ZM79 108H81V109H79ZM157 108H158V110H157ZM164 108L165 109L168 108L169 111L168 110L166 111ZM172 109H174V110H172ZM222 109H223V111H222ZM224 109H225V111H224ZM9 110H10V108H9ZM86 110H87V108H86ZM211 110H212V112H211ZM220 110L222 112H224V113H222V112L221 113L224 114L225 116H223L222 114L221 115L223 117L220 116ZM83 111H85V110H83ZM158 111H159V113H158ZM175 111H176V113H175ZM144 112H146V113H144ZM8 113H10V112H8ZM96 113L99 114L100 112L96 111ZM96 113L94 111V115L95 116L94 115L93 116L95 117V120L98 119L97 118L98 115ZM109 113H111V114H109ZM214 113H217V114H214ZM262 113H263V115L260 116L261 119H259V115L262 114ZM28 114H30L31 116L28 115ZM0 115H2V114H0ZM168 115L170 117H172L171 115H176V116H173L172 118H170ZM14 116H15L14 118H18V117H16L15 114H14ZM157 116H158V118H157ZM180 116H182V117L184 116V117L180 120L179 119ZM217 116H219V118L222 120L223 124H220L221 120H219V118ZM251 116L254 119V120L252 119L253 121L251 120ZM94 117H93V119H94ZM176 117H178V118H176ZM224 117H227V119H229V121H227V123H226L227 119L224 118ZM254 117H257V120H255L256 118H254ZM3 118H5V117H3ZM165 118H166V120H165ZM249 119H250V121H252L250 124L248 123ZM2 120H4V119H2ZM5 120H6V118H5ZM5 120H4V122H5ZM9 121L7 120L6 122L11 124L12 122H9ZM223 121L226 123V125H225V123ZM4 122H1V123L3 124ZM212 122L215 123V124H213ZM28 123H31V124H28ZM211 123H212V126L210 125ZM26 124L28 125V127H27ZM149 124H151V125H149ZM214 125H216V126H214ZM12 126H15V125L12 124ZM101 126H103L104 128L101 127ZM109 126H110V128H109ZM223 126H224V129H223ZM255 127L257 129V126H255ZM218 128H220V129H218ZM226 128H227L228 132H226L227 131ZM211 129H212V131H211ZM94 130H95V132H98V130H100L103 134H101V136H100V134H99V133H101L100 131H99L98 134L97 133L95 134ZM205 130H206V132H205ZM220 130L222 132H219ZM223 130H225V131H223ZM21 131H23V129H21ZM90 131L91 132L93 131V132L91 133ZM260 131H262V130H260ZM27 132H28V130H27ZM118 132H120L121 134L118 133ZM85 133L89 134V135H86ZM110 133H111V135H110ZM222 133H223V135H225V136H223V138L225 137L224 140L227 137L229 139H227L225 141H229V142L225 143V142H223L224 141L223 138H221L222 140L219 139V136H221ZM228 133H231L230 136H229ZM20 134H21V132H20ZM118 134H120V135H118ZM105 135H106V137H105ZM107 135L110 136V139H109V137ZM114 135L119 136L120 138L119 137H115ZM212 135H214L215 138H216L215 140L213 139L214 141L211 140L212 138H214V137H212ZM20 137H22V136H20ZM112 137H113V141L112 142H114V143L111 142ZM210 137H212V138H210ZM232 137H234V138H232ZM241 137H243L245 140L242 139ZM145 138H147V139H145ZM240 139L244 143L240 142ZM117 140H119V142ZM140 140H142V141H140ZM144 140L147 141V142H145L146 145L143 142ZM220 140L224 144L222 142H220ZM35 141L37 142L36 137H34V138L33 137H29L27 140L25 138V146H30L33 143H35ZM115 141H117V142H115ZM215 141H216V143H215ZM236 141H238V143ZM140 142H143V143L141 144ZM207 142L208 143L210 142V143L208 144ZM213 142L215 144V147H213L214 146ZM234 143H236L235 144L236 146H232V145H234ZM239 143H240V145L243 143L244 144V148H243L242 145L240 147L238 145ZM102 144H103V146H102ZM226 144L229 145L228 149L224 148L225 147L224 145H226ZM116 145H118V146L116 147ZM122 145H123V147H122ZM222 145H223V147H222L223 149H221L222 153L221 152L219 153V151H220L219 147L222 146ZM33 146H34V144H33ZM127 146H128V148H127ZM129 146L130 147L132 146V147H135V148H139V149H136V151H137L136 153L137 154L134 152L135 149L133 151L132 150L133 148L131 147L132 148L131 149V148H129ZM145 146H147V147L144 148ZM207 146H208V148L210 147L212 149H210V148L208 149ZM237 146H239V148ZM229 147L231 148V150H230ZM109 148L112 151H109ZM242 148H243L242 154H241V156L239 155L241 158L238 157V160H239L238 161L237 160V156H238V154H240ZM58 149H59L60 152L58 151ZM129 149H131V150H129ZM202 149H204V150L201 151ZM217 149H218V151H216ZM233 149H234V151H233ZM8 150H9V152H12V151H10V149H5L4 151L8 152ZM141 150H142V152H141ZM212 150H214V151H212ZM227 150H228V152H223V151H227ZM245 150L248 151V154L245 153L246 152ZM229 151L230 152L232 151L231 153H233V154H231ZM205 152H207L208 154L206 155ZM141 153H142V156H141ZM227 153H229V156H228ZM94 154H96V155H94ZM244 154H245V157L242 159ZM9 155H12V154H9ZM104 155H106V156H104ZM226 155L228 156V158L231 157V156H233V157H231V160H229L227 157H225ZM126 156H129V157L126 158ZM201 156L203 157V159H202ZM217 156H219V157H217ZM42 157L45 158V156H42ZM57 157H58V159L56 160ZM102 158L104 160L106 159L105 160L106 164L102 161L103 160ZM109 159L112 162L107 161ZM47 160H50L49 162L52 164L51 165V167H52L51 169L48 168V167H50L49 166L50 164L47 162ZM223 160H224L225 163L227 162L229 165L223 164L224 163V162H222ZM10 161H12V160H10ZM39 161H42V159L39 160ZM56 161H57V163H56ZM125 161H126V163L127 162L128 163L125 164ZM202 161H204V162L202 163ZM46 162H47V164H46ZM235 162H237V163H235ZM43 163H45L46 165L43 164ZM53 163H55V164H53ZM192 163H193V165H192ZM57 164H59L60 166H58ZM199 164H201V166ZM105 165H107V166H105ZM217 165H216V167H217L216 169H218L219 172L222 171V170L219 169V167ZM224 165H225V167H224ZM45 166H47V167H45ZM138 166H139V168H138ZM53 167H54V169H53ZM58 167L60 169H58ZM127 167H129L128 169L130 170V172H128L129 170L126 169ZM201 167H202V169H201ZM93 169H94V171H93ZM0 170H2V169H0ZM10 171H11V169H10ZM13 171L14 170L12 169L11 175H13V176L9 175V179L12 177L11 180L12 181L14 180L13 182H15V181L17 182V180L20 178V177L18 178L17 176H20L22 173L18 174L16 172V171H18L17 169L14 172ZM55 171H57V172L59 171V172L57 173ZM202 171H200V172H202ZM227 171L226 172L222 171V172H220V173L218 172V173L220 175L222 173V175L224 176L223 172H225V174H226ZM0 172H3V171H0ZM12 172H13V174H12ZM97 172H99V173H97ZM46 174H48V175H46ZM0 175H3V173L2 174L0 173ZM112 175L114 176V178H112L113 177ZM119 175H120V178H122L123 180L120 179V178H117V177H119ZM49 176H50V179H47V178H49ZM99 176L100 177L102 176V177L100 178ZM105 177H106L107 180L105 179ZM40 178L42 179V182H41ZM102 178L105 179L106 181L105 180L104 181L101 180ZM115 178H117V179H115ZM39 179H40V181H39ZM87 179H88V181H87ZM153 179L155 181H153ZM169 179H171V180H169ZM86 181H87V183H85ZM91 181H92V184L90 183ZM108 181H111V182H108ZM32 182H34V183L32 184ZM68 182H69V184H68ZM96 182H98V183L104 182L103 186H106V188L102 187V184L98 185V183H96ZM105 182H106V184H105ZM47 183H48V185L50 187L46 186ZM89 183H90L91 186H94V184L98 185V186L95 185V187H93V188H96V191L91 189L92 187L89 186ZM113 183H119V184L114 186ZM151 183H153V184H151ZM29 184H28V186H29ZM51 185H53V186H51ZM108 185L109 186H113L114 188L111 187L110 188L111 191H110L108 189V187H107ZM34 186H33V188L36 189V187H34ZM70 186H71V188H70ZM84 186H85V190L82 189V188H84ZM221 186H223V185L221 184ZM24 187L25 186H23V190H24ZM78 187H80V188H78ZM120 187H122V188H120ZM25 188L27 189V185H26ZM21 189L18 188L19 191ZM29 189L32 190V187H30ZM37 189H38V187H37ZM80 189H82V190H80ZM97 189H98V193H97ZM100 189H103V190H100ZM104 189H106L108 191H106ZM13 190L15 191V189H13ZM31 190H29V191L31 193H33L32 192L33 190L32 191ZM99 190H100V192H99ZM9 191H11V190H9ZM19 191H17V192H19ZM22 191H21V193H22ZM163 191H164V193H163ZM25 192H27V191H25ZM57 192H59L58 196L56 194ZM110 192H111V194H109ZM15 194H16V192H15ZM98 194H100V195H98ZM14 195L12 197H10V198H13ZM111 195L113 196V198H112ZM24 196H25V193H24ZM26 196H28V195L26 194ZM54 196H55V200L53 199ZM93 196H94V198H93ZM39 197H40V194H39ZM51 197H52L53 201H52ZM98 197H100V199ZM56 198L59 199V201H56ZM95 198H96V201L94 200ZM16 199H18V197ZM113 199H114V201H113ZM23 200L20 199V202L23 201ZM26 200H29V202H27ZM38 200L46 202V203H43V204L41 202V204L43 205V206L41 205L42 209H41V206L37 205L38 204ZM50 200H51V202L53 204H57V205L51 204V202H49ZM137 200H139V201H137ZM115 201H116V203H114ZM55 202H58V203H55ZM35 203H37L36 204L37 206L35 205L36 207L34 206ZM44 204H45V206H44ZM77 204H79V205L77 206ZM147 204H148V206H147ZM15 205H16V203H15ZM19 205H21V204L19 203ZM19 207H22V206H19ZM17 208H18V206H17ZM32 208L33 209L35 208L36 210L35 209L33 210ZM133 209H135V212H134ZM90 210H91V212H90ZM50 211H51V213H50ZM47 212H48V214H46ZM91 216L93 218H91ZM7 217H9V218H7ZM10 217H11V219H10ZM28 218H29V220H28ZM4 220H6V222ZM14 220H16V221H14ZM136 220H138V221H136ZM1 221H0V224H1ZM7 221H9V223ZM11 222H13V223H11ZM24 222H26V224H24ZM259 222H261V221H259ZM42 223H44V224H42ZM157 223H159V224H157ZM27 224H29V225H27ZM8 225L12 226V227H9ZM14 225L18 229H16L14 227ZM30 225H31V227H30ZM24 226H26V227H24ZM262 226H264V225L262 224ZM262 226L259 228V231H260V232L258 231L259 234L257 233L258 234L257 246L256 245L255 246L251 245V247H249V246H247L248 245L247 244L246 246L250 248V249L246 248L247 250L255 251V249H256V250H259V253H261L260 251L263 250L262 253H261V254H263V252H264V238L262 240V237H263L264 234L262 235V232H264V228ZM4 227H6V228H4ZM149 227H150V229H149ZM20 228H21V230H19ZM141 228H143V229H141ZM4 229H7V231L6 230L4 231ZM5 232H6V234H5ZM15 232H17V233H15ZM260 233H261V235H260ZM21 235L24 236L23 237V240H24L23 242H22V238H20ZM10 236H11V238H10ZM5 237L10 238L7 241H9V240H11V241L7 242L5 240ZM16 238H19L21 240L16 239ZM143 238L145 240H142ZM151 238H149V239H151ZM26 239H28V240H26ZM13 241H15V242L19 241L18 243H21L22 246H23V249L25 248V250H23L22 248H19V247H22V246H21V244H19L20 245L19 246L17 242H16L17 248H18V249H16L17 251L15 250V248L14 249L12 248L13 246L12 247H10V246L8 247V243L10 245L11 242L14 243V245H16L15 242H13ZM24 242H25V245H24ZM26 242H27V244H26ZM37 245H38L39 248L37 247ZM14 247H16V246H14ZM3 248H5V249H3ZM20 251H21V253H20ZM30 251H31V253H30ZM114 253H116V254H114ZM136 253L138 254L137 256H136ZM259 253H257V254H259ZM24 256H25V259H23ZM108 256L111 257V259H109ZM118 256H116V257H118ZM259 256H261V255L259 254ZM262 256H264V254ZM4 257H5V259H4ZM26 257H29V258L27 259ZM135 257H136V259H134ZM12 258H14V259H12ZM257 258H259V257L257 256ZM262 258H260L261 259L260 263H259V261H257L259 264H262V261L264 263V258L263 259ZM99 259H100V261H99ZM112 260L115 261V262H112ZM128 262L129 263H127V264H132L131 263L132 260L129 259Z\"/></svg>",
	"mask_w": 264,
	"mask_h": 264
}]
</instances>
